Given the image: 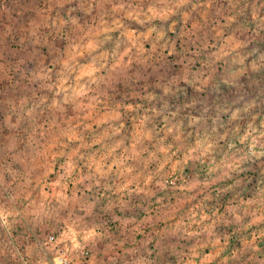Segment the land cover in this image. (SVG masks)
<instances>
[{"label": "rangeland", "instance_id": "obj_1", "mask_svg": "<svg viewBox=\"0 0 264 264\" xmlns=\"http://www.w3.org/2000/svg\"><path fill=\"white\" fill-rule=\"evenodd\" d=\"M206 85L210 99L234 93L251 119L240 163L259 168L248 175L185 171L205 155L172 123L200 117ZM179 88L184 100L169 103ZM20 111L24 150L0 140V264H264V0H0V133ZM176 127L183 169L171 153L158 169V140L173 142ZM97 131L136 151L133 176L116 168L122 154L96 151ZM149 140L144 188L137 161ZM213 152L207 162L222 164ZM209 174L215 186L202 185ZM183 175L199 181L190 204L172 197Z\"/></svg>", "mask_w": 264, "mask_h": 264}, {"label": "crops", "instance_id": "obj_2", "mask_svg": "<svg viewBox=\"0 0 264 264\" xmlns=\"http://www.w3.org/2000/svg\"><path fill=\"white\" fill-rule=\"evenodd\" d=\"M178 86V85H177ZM179 87V86H178ZM217 88V92H224L223 89H221L219 86H216ZM208 86H202L201 91L203 92H208ZM189 90V89H187ZM196 90V89H195ZM185 92V91H184ZM184 92L182 91V89H178V91L175 93L174 96H172L170 98V100L168 101L169 103H171L173 100L175 101L174 103L184 100ZM192 92V91H191ZM202 92V93H203ZM204 95H201V99L199 100L196 99L199 103H198V107L202 108L203 104H205V110L200 112L197 111L196 113L200 114V117H194L193 115H191L190 117V121H186L185 120V125L183 126L182 121H181V117H179L178 122L172 123L174 124V126H178V124H181L180 128H184L182 132L186 133L185 134V138L186 140H190L191 141V146L192 148L189 151H197V155H205V158L201 159L200 164L196 165V167L194 165H188L185 167V171L186 170H207L210 173H215L216 170H225L228 174L229 177L231 176H235V174L237 173L240 174L241 171H243V173H245V171H247L249 169V165L250 164H256L258 165V163L255 162V160H253L252 162H245L248 164V166L245 163H240V160H242L245 156L247 157V150H246V145L244 144V142L246 141L247 138V132L244 131L246 128V124L249 120H247V115L243 112L238 111V108L234 107V104H236V100H235V96L234 93H232L231 95L228 96H221L220 97V93H218V96H216V99L219 100H215V99H210V96L208 93H206ZM162 95L159 93V97H161ZM151 96H149V98H147L146 100H143V105H145V103H147L146 105L150 106V101H151ZM154 98L156 97V95L153 96ZM195 98L191 97V100H194ZM158 101H162V103L164 102V99H159ZM217 101V105H210L211 103H213ZM221 103V105H219V102ZM215 104V103H214ZM33 106V103H32ZM22 107V104L20 105V108ZM221 108V109H219ZM207 111V113L205 114V112ZM181 112V111H179ZM24 113H21V111L19 112V115L16 116L15 119H17L19 125L15 126V127H11L10 131L5 129L4 131H2L0 133V140L1 139H10V140H14V143H8L6 144L4 141H2V147H6L10 146L11 149H13L14 154L19 153V151L24 150V145H23V139L24 138H28L26 136H24V131H22V129L24 128V126L26 125L25 121L23 122L24 119H26L23 116ZM145 114V113H144ZM205 114V115H204ZM257 115V114H256ZM204 116H206V118H211L213 121L212 125H208L209 120L208 119H204ZM145 117V115H143V118ZM187 119V118H186ZM145 120V119H144ZM32 121V120H31ZM181 121V123H180ZM99 122V121H98ZM250 122V121H249ZM144 123V122H143ZM161 124L162 126L167 124V119L165 120V118L161 119ZM178 127L174 128L175 134H174V139L170 140L173 141L171 143H168L167 141V137H163L160 138V140H158V145L157 147V151H158V160H159V168L165 166L164 165V160H166V156L167 154H173V160H174V167H178V169H183L180 166H177L179 160V156L180 154L176 153L180 150L179 148V140H180V136L178 135V133L180 132ZM209 129V130H208ZM173 130V131H174ZM150 131L151 128L148 127V139H150ZM192 132L191 136L189 135L190 133L188 132ZM194 131V132H193ZM196 131V132H195ZM198 131V132H197ZM200 131H204V133H201ZM69 133V132H67ZM67 135V134H66ZM128 136V135H127ZM71 137V136H70ZM87 137H91L89 134H85L82 135L81 139L83 138H87ZM110 137V134H107V138ZM115 137L117 136H112V139H115ZM170 137V136H169ZM94 139L96 140V142H100V146H98L96 148V151H100L101 155L103 156L104 154L107 153H114L117 155L122 154V157L118 156L117 158H121L122 160L125 159L126 164L124 167H116L118 169V171H122V172H131V176H133V172L134 169H136V164H135V150L133 148H126V149H119V146H117L115 148V146L113 147H108L107 145H103L102 144V139H103V134L101 135V132L99 133V131H97V134L94 136ZM183 139V138H182ZM88 140V138L86 139V141ZM169 140V141H170ZM184 141V140H183ZM181 140V142H183ZM147 141L144 142L143 147L140 151H142V154L137 163H139V165L142 168V183H143V187L144 188H149L151 183H152V178H151V172L155 171V169L152 170V156L155 153L154 150H152V146H150L151 140H149L148 143H146ZM147 144V145H146ZM170 145H176V150H172L171 152H169V146ZM220 147H221V153H224V157H226L225 161L222 164H219L218 162H207V158L210 157L211 152H213V155L217 152L220 151ZM176 151V152H175ZM246 151V152H245ZM88 152V151H87ZM182 153V152H181ZM87 153L83 152V155L85 157ZM100 155V157H101ZM186 157H188V159H191V157L193 156V154H185ZM195 156V155H194ZM223 157V158H224ZM137 158V159H138ZM200 159V158H198ZM121 162V160H119ZM199 161V160H198ZM213 161V160H212ZM189 162V160L186 161L185 165H187ZM212 163V164H211ZM7 164V163H5ZM253 166V165H251ZM12 168V166L9 164H7L6 166L3 165V168ZM18 168V167H17ZM259 168V165H258ZM177 169V168H176ZM15 170V169H14ZM98 170H102L100 168H98ZM96 170V171H98ZM12 171V170H11ZM233 172V173H232ZM209 175H206L205 178H202V185H210L211 183H213L212 185L215 186L216 184V180H214L213 177ZM242 175V174H241ZM245 175H248L245 173ZM99 175L95 174V179L98 180ZM186 175H183L182 178V182H180L181 184L179 186H177V188L174 189V194H172V197L174 195L175 200H179V201H185V203H192L193 198L195 197V192H192V188L196 187L197 185H199V181L198 180H194L191 181L190 178L186 179ZM244 178V177H243ZM184 180V181H183ZM237 180H241V179H237ZM237 180H233L232 182H229L228 186H230V189H237L236 185H237ZM163 181V180H162ZM117 183H120L121 181H116ZM159 182L161 183V180H159ZM249 182V181H246ZM126 185H129L126 183ZM163 185V183L160 184V186ZM243 189L246 190V186H242ZM185 189L184 193H188V194H183V190ZM192 189V190H191ZM163 190H161L162 193ZM164 197V199H162L161 202L165 203L166 201V197L167 195H160V197ZM123 197V196H122ZM122 197H118L119 201H122ZM127 198V197H126ZM129 198V200H128ZM127 202L131 201V196L128 197ZM151 200V196L146 195L145 191H143L142 194V201H149ZM165 201V202H164ZM124 203V201H123Z\"/></svg>", "mask_w": 264, "mask_h": 264}, {"label": "built area", "instance_id": "obj_3", "mask_svg": "<svg viewBox=\"0 0 264 264\" xmlns=\"http://www.w3.org/2000/svg\"><path fill=\"white\" fill-rule=\"evenodd\" d=\"M249 150H250V152H255V151H256V148H255L254 145H251V146L249 147ZM178 181H179V176H176V175L172 176L171 179L169 180V182H170L171 184L178 183ZM52 239H53V237H52ZM59 260H60L61 264H69V262H70L68 258L63 257V256H61V257L59 258Z\"/></svg>", "mask_w": 264, "mask_h": 264}]
</instances>
